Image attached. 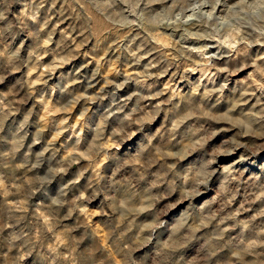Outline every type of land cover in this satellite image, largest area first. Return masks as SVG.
<instances>
[{
  "label": "rangeland",
  "instance_id": "1",
  "mask_svg": "<svg viewBox=\"0 0 264 264\" xmlns=\"http://www.w3.org/2000/svg\"><path fill=\"white\" fill-rule=\"evenodd\" d=\"M193 1L0 0V264H264V0Z\"/></svg>",
  "mask_w": 264,
  "mask_h": 264
},
{
  "label": "bare ground",
  "instance_id": "2",
  "mask_svg": "<svg viewBox=\"0 0 264 264\" xmlns=\"http://www.w3.org/2000/svg\"><path fill=\"white\" fill-rule=\"evenodd\" d=\"M226 6L227 5H225L224 3H216L212 8H210V5H207V2H204V1H193L192 3L189 4V6H187L186 8L181 10L180 24L181 25L190 24L192 19L194 18V16H196L197 14L210 13L211 10H214V12H216L218 16H220V15L222 16V14H224L227 11H230L229 13H232L231 16H233V14L237 13L238 10H244V8L240 7V6L239 7H230L227 10ZM209 42L213 43V40L210 39ZM223 57H224V55H220L219 59H222Z\"/></svg>",
  "mask_w": 264,
  "mask_h": 264
},
{
  "label": "clouds",
  "instance_id": "3",
  "mask_svg": "<svg viewBox=\"0 0 264 264\" xmlns=\"http://www.w3.org/2000/svg\"><path fill=\"white\" fill-rule=\"evenodd\" d=\"M216 2L218 3V2H219V0H216Z\"/></svg>",
  "mask_w": 264,
  "mask_h": 264
}]
</instances>
